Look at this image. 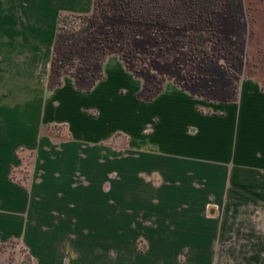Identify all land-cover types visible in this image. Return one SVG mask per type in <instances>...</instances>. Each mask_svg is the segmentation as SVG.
Masks as SVG:
<instances>
[{
  "label": "crops",
  "instance_id": "obj_1",
  "mask_svg": "<svg viewBox=\"0 0 264 264\" xmlns=\"http://www.w3.org/2000/svg\"><path fill=\"white\" fill-rule=\"evenodd\" d=\"M93 4L0 0V241H20L37 264H176L180 249L213 246L211 201L264 205V88L242 79L214 101L166 82L143 97L144 81L111 54L89 89L68 75L49 89L60 16ZM23 168L26 185L13 179ZM139 237L148 254H119Z\"/></svg>",
  "mask_w": 264,
  "mask_h": 264
},
{
  "label": "rangeland",
  "instance_id": "obj_2",
  "mask_svg": "<svg viewBox=\"0 0 264 264\" xmlns=\"http://www.w3.org/2000/svg\"><path fill=\"white\" fill-rule=\"evenodd\" d=\"M59 27L54 79L60 82L68 75L86 87L101 76L106 57L116 54L144 81L143 97L166 82L214 101L233 99L242 79L264 88V0H94L88 15L64 17ZM48 131L56 140L67 139L61 127ZM111 144L119 156L126 155L124 138ZM31 160L26 158L27 167ZM28 178L25 168L14 171L16 181L26 185ZM205 215L216 221L213 246L180 249L176 264H196L191 257L197 256L208 259L206 264H264V205L246 202L225 209L211 201ZM149 250L139 237L119 254ZM0 264L37 263L20 241L10 240L0 241Z\"/></svg>",
  "mask_w": 264,
  "mask_h": 264
},
{
  "label": "trees",
  "instance_id": "obj_3",
  "mask_svg": "<svg viewBox=\"0 0 264 264\" xmlns=\"http://www.w3.org/2000/svg\"><path fill=\"white\" fill-rule=\"evenodd\" d=\"M64 17H67V16H65V15L64 16H60L59 21H58V27H57V32H56V39H55V44H54V48H53L52 59H51V63H50L49 76H48V87H49V89L54 88V87H56V86H58L60 84V81L59 80H55L54 79V73L59 72L58 70L55 71L54 65H55V57H56V53L55 52H56V47H57V36H58L59 28H60L59 26H60V23H61V21H62V19ZM57 76L59 77L58 74H57ZM98 79H95L94 81H92L86 87H81V86H79L77 84L76 85L80 89H89L95 83V81L98 80Z\"/></svg>",
  "mask_w": 264,
  "mask_h": 264
}]
</instances>
